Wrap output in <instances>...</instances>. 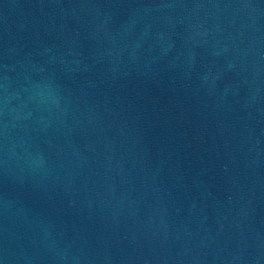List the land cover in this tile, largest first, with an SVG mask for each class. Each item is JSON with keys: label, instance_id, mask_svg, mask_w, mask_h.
<instances>
[{"label": "water", "instance_id": "1", "mask_svg": "<svg viewBox=\"0 0 264 264\" xmlns=\"http://www.w3.org/2000/svg\"><path fill=\"white\" fill-rule=\"evenodd\" d=\"M0 264H264V0H0Z\"/></svg>", "mask_w": 264, "mask_h": 264}]
</instances>
